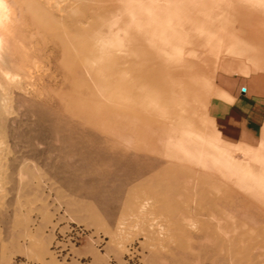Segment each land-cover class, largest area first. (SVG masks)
Here are the masks:
<instances>
[{"label":"rangeland","instance_id":"1","mask_svg":"<svg viewBox=\"0 0 264 264\" xmlns=\"http://www.w3.org/2000/svg\"><path fill=\"white\" fill-rule=\"evenodd\" d=\"M233 6L231 44L240 49L245 46L259 56L251 59L257 68V59L264 62V45L239 37L241 30L256 26L264 33V16L252 19L256 11L264 14V0H233ZM168 10L159 12L166 15ZM143 42L148 48V40ZM198 67L189 66L197 78L201 76L209 84L213 81L212 89L218 73L239 74L214 68L202 73ZM56 84L51 120L41 105L36 111L42 123L36 129L28 123L10 131L14 141L23 136L20 145L17 141L11 147L13 151L21 149L24 155L20 160L10 157L16 167L10 176L7 217L0 220V264H264V208L244 199L241 189L248 172L229 166L230 161H252L260 166L256 169L261 180L258 193L264 196V143L251 148L225 143L207 116L195 111L196 103L190 99L184 106L185 117L189 114L186 120L192 126L203 125L208 134L214 131L208 139L210 145L204 148L197 139L196 146V140L181 137L179 130L173 129L154 138L155 151H139L89 125L76 113L69 97L59 92L65 86L63 80ZM130 128L122 130L131 132ZM104 140L121 149L106 151ZM125 151L132 156L137 152L141 158L120 165L115 158ZM137 164L145 165L144 174L131 173ZM148 201L157 222L151 218L155 225L143 221L141 227L152 228L158 235L150 242L139 236L122 250L109 233L116 232L120 224L127 230L130 223L125 219L138 214Z\"/></svg>","mask_w":264,"mask_h":264},{"label":"bare ground","instance_id":"2","mask_svg":"<svg viewBox=\"0 0 264 264\" xmlns=\"http://www.w3.org/2000/svg\"><path fill=\"white\" fill-rule=\"evenodd\" d=\"M167 8L166 15L159 12ZM235 13L233 0H0V220L7 217L10 176L16 167L10 157L20 160L24 155L21 149L13 151L11 147L17 141L20 145L23 136L14 141L10 131L28 123L36 129L42 123L36 111L41 105L47 108L51 120L55 84L60 79L65 86L59 92L69 97L71 106L89 125L139 151H155L154 138H162L173 129H178L181 137L196 140V146L197 139L202 140L204 148L209 146L214 131L208 134L203 125L188 123L184 106L190 99L195 101V111L207 116L214 130L207 106L216 90L210 85L213 81L209 84L207 79L197 78L189 66H200L202 73L214 68L246 76L264 71V62L257 59V68L251 64L257 56L254 52L231 44ZM261 16L264 14L256 11L252 19ZM239 38L264 45L260 26L241 30ZM144 39L150 48L144 46ZM128 125L131 132L123 131ZM38 137L35 132L33 138ZM104 141L110 153L121 149L113 141ZM139 158L137 152L132 156L125 151L115 160L120 164ZM138 164L133 175L144 174L145 165ZM230 164L232 169L248 172L242 185L247 190L241 189L244 199L264 208L256 171L261 167L252 165V161ZM18 170L21 181L22 170ZM149 201L138 214L125 219L130 223L128 231L120 224L116 232L109 233L122 250L139 236L150 242L158 235L152 228L141 227L143 221L153 224L155 213Z\"/></svg>","mask_w":264,"mask_h":264},{"label":"crops","instance_id":"3","mask_svg":"<svg viewBox=\"0 0 264 264\" xmlns=\"http://www.w3.org/2000/svg\"><path fill=\"white\" fill-rule=\"evenodd\" d=\"M207 113L225 143L246 148L264 143V71L218 73Z\"/></svg>","mask_w":264,"mask_h":264}]
</instances>
